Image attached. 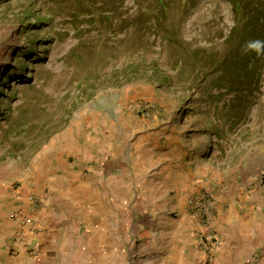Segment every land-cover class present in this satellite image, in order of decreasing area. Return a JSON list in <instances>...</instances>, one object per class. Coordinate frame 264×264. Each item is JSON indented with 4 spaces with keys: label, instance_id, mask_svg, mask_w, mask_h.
I'll return each instance as SVG.
<instances>
[{
    "label": "rangeland",
    "instance_id": "374dc122",
    "mask_svg": "<svg viewBox=\"0 0 264 264\" xmlns=\"http://www.w3.org/2000/svg\"><path fill=\"white\" fill-rule=\"evenodd\" d=\"M252 40H264V0H0V201L10 184H47L74 140L166 138L169 154L182 146L244 176L230 201L254 207L264 247V56L242 53ZM179 193L154 201L146 231L145 207L114 212L121 264H143L166 221L190 231Z\"/></svg>",
    "mask_w": 264,
    "mask_h": 264
},
{
    "label": "crops",
    "instance_id": "0c3cea01",
    "mask_svg": "<svg viewBox=\"0 0 264 264\" xmlns=\"http://www.w3.org/2000/svg\"><path fill=\"white\" fill-rule=\"evenodd\" d=\"M170 149L166 138L148 142L141 138L134 144L123 139L108 145L99 138L71 142L67 154L53 158L58 165L47 184L35 179L4 190L0 264H121L119 207H145L138 223L146 231L150 229L146 224L158 220L152 213L154 201L167 198L172 190L182 191L177 198L185 200L177 209L190 231H180L174 220L166 221L170 227L163 226L159 237L145 238L143 264H264L254 257L259 251L264 255L254 207L230 201L234 189L244 194L249 185L244 176L216 170L201 152L183 153L180 146L175 156ZM207 192L218 199L202 220L191 199ZM110 206L112 217L105 218L104 210Z\"/></svg>",
    "mask_w": 264,
    "mask_h": 264
},
{
    "label": "built area",
    "instance_id": "2783aa9c",
    "mask_svg": "<svg viewBox=\"0 0 264 264\" xmlns=\"http://www.w3.org/2000/svg\"><path fill=\"white\" fill-rule=\"evenodd\" d=\"M209 195L210 193H203L199 195L198 197L196 198L193 197L191 199V202L193 206L195 207V210L198 214L197 216L202 220H205L206 215L211 210L212 202H214V199L213 200L211 199L212 197L208 198ZM210 235L212 236V234Z\"/></svg>",
    "mask_w": 264,
    "mask_h": 264
},
{
    "label": "clouds",
    "instance_id": "9594fccd",
    "mask_svg": "<svg viewBox=\"0 0 264 264\" xmlns=\"http://www.w3.org/2000/svg\"><path fill=\"white\" fill-rule=\"evenodd\" d=\"M254 52L257 56H264V40L248 41L242 48L243 54Z\"/></svg>",
    "mask_w": 264,
    "mask_h": 264
}]
</instances>
